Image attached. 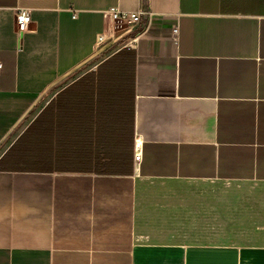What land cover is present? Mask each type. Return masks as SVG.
<instances>
[{
	"label": "crops",
	"instance_id": "0c3cea01",
	"mask_svg": "<svg viewBox=\"0 0 264 264\" xmlns=\"http://www.w3.org/2000/svg\"><path fill=\"white\" fill-rule=\"evenodd\" d=\"M0 64V264H264V0H0ZM194 182L252 188L219 238Z\"/></svg>",
	"mask_w": 264,
	"mask_h": 264
},
{
	"label": "rangeland",
	"instance_id": "374dc122",
	"mask_svg": "<svg viewBox=\"0 0 264 264\" xmlns=\"http://www.w3.org/2000/svg\"><path fill=\"white\" fill-rule=\"evenodd\" d=\"M126 42L125 38H120L116 46L121 47ZM174 190L178 191L174 206L180 208L182 219L188 220V212L195 215L197 236L219 238L226 223L235 220L238 210H242L240 207H243L244 197L241 193L252 188L227 183L194 182L175 184Z\"/></svg>",
	"mask_w": 264,
	"mask_h": 264
},
{
	"label": "built area",
	"instance_id": "2783aa9c",
	"mask_svg": "<svg viewBox=\"0 0 264 264\" xmlns=\"http://www.w3.org/2000/svg\"><path fill=\"white\" fill-rule=\"evenodd\" d=\"M105 16L111 21V25L116 26L118 30L124 28L126 31L129 27L138 25L141 20L149 16V13L143 8H137L134 11H123L118 8H110L105 12ZM31 23L29 12L25 9H18L15 14V27L18 34L28 30ZM103 36L99 38L101 41ZM2 65L0 64V70ZM139 153L134 154V161H139Z\"/></svg>",
	"mask_w": 264,
	"mask_h": 264
}]
</instances>
